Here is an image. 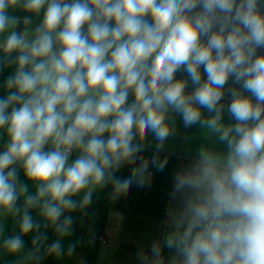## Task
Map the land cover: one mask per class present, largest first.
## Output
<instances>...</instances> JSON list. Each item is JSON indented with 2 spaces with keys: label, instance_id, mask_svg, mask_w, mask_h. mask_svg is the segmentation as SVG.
Wrapping results in <instances>:
<instances>
[{
  "label": "clouds",
  "instance_id": "clouds-1",
  "mask_svg": "<svg viewBox=\"0 0 264 264\" xmlns=\"http://www.w3.org/2000/svg\"><path fill=\"white\" fill-rule=\"evenodd\" d=\"M258 50L264 0H0V73L10 69L0 83V255L17 257L14 264L63 256L74 224L65 213L86 209L108 185L117 199L144 187L150 168L163 171L168 160L159 154L179 116L227 150L201 148L176 173L182 205L169 211L162 242L137 253L139 264H264ZM180 70L196 85L191 93L176 79ZM229 78L240 85L227 89L234 124L222 122ZM125 165L130 175L118 176ZM49 228L58 237L51 244ZM163 247L174 250L167 262Z\"/></svg>",
  "mask_w": 264,
  "mask_h": 264
},
{
  "label": "crops",
  "instance_id": "crops-1",
  "mask_svg": "<svg viewBox=\"0 0 264 264\" xmlns=\"http://www.w3.org/2000/svg\"><path fill=\"white\" fill-rule=\"evenodd\" d=\"M13 15L23 17L29 15L21 9H16ZM39 20L33 18V27ZM23 30V24L20 25ZM258 55L264 54V50H258ZM9 70L0 73V83ZM202 80H206L203 67L200 69ZM176 79L187 80L186 93L194 91L193 85L187 73L180 70ZM239 88L229 78L225 85V96L221 103L225 105L223 113L224 124H234L236 121L228 114L227 105L231 102L227 89ZM245 95L250 93L245 92ZM134 97L130 95L129 103ZM255 102V101H254ZM204 117L211 115L206 109H202ZM175 115V114H172ZM176 135L169 137L164 150L159 154L161 160L167 158L168 163L163 171L150 168V180L144 187L133 185L128 193L117 199L111 196V185L97 190L93 194V203L86 209H77L65 215L74 218L73 231L70 236L62 238L65 254L60 257L46 256L41 264H139L137 253L141 250L148 252L154 241L163 240V234L169 221V211L181 207L183 197L181 194L173 196L174 178L178 171L186 169L197 158L201 148H208L218 152H226V145L218 140L215 134H205L200 125L184 128L179 116H175ZM155 141L149 134L145 144ZM3 142L0 140V148ZM152 149L142 153L145 158H150ZM76 158V153L70 157V161ZM130 165H125L116 174L121 177L130 175ZM21 182H27L23 171H19ZM31 188V185H30ZM33 192L34 188L31 189ZM78 199V197H77ZM86 213V214H85ZM35 217V212H33ZM48 240L51 244L58 237L52 229H47ZM7 234H13L11 220L7 222ZM32 234L24 237L25 251L31 248ZM105 241V242H104ZM75 244V251L69 255L67 248ZM174 254V250L163 247L162 255L167 260ZM17 257L0 255V264H14Z\"/></svg>",
  "mask_w": 264,
  "mask_h": 264
},
{
  "label": "trees",
  "instance_id": "trees-1",
  "mask_svg": "<svg viewBox=\"0 0 264 264\" xmlns=\"http://www.w3.org/2000/svg\"><path fill=\"white\" fill-rule=\"evenodd\" d=\"M20 30H22V27L21 26H19V28H18V31H20Z\"/></svg>",
  "mask_w": 264,
  "mask_h": 264
},
{
  "label": "built area",
  "instance_id": "built-area-1",
  "mask_svg": "<svg viewBox=\"0 0 264 264\" xmlns=\"http://www.w3.org/2000/svg\"><path fill=\"white\" fill-rule=\"evenodd\" d=\"M105 242V241H104Z\"/></svg>",
  "mask_w": 264,
  "mask_h": 264
}]
</instances>
